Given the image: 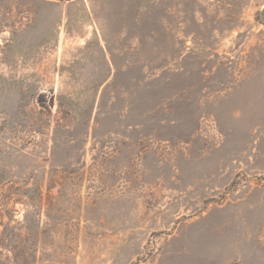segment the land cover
I'll return each mask as SVG.
<instances>
[{"label":"rangeland","instance_id":"obj_1","mask_svg":"<svg viewBox=\"0 0 264 264\" xmlns=\"http://www.w3.org/2000/svg\"><path fill=\"white\" fill-rule=\"evenodd\" d=\"M264 0H0V264H264Z\"/></svg>","mask_w":264,"mask_h":264},{"label":"trees","instance_id":"obj_2","mask_svg":"<svg viewBox=\"0 0 264 264\" xmlns=\"http://www.w3.org/2000/svg\"><path fill=\"white\" fill-rule=\"evenodd\" d=\"M56 1L64 2V1H70V0H56Z\"/></svg>","mask_w":264,"mask_h":264},{"label":"water","instance_id":"obj_3","mask_svg":"<svg viewBox=\"0 0 264 264\" xmlns=\"http://www.w3.org/2000/svg\"><path fill=\"white\" fill-rule=\"evenodd\" d=\"M261 15H262V17H264V10L262 11Z\"/></svg>","mask_w":264,"mask_h":264}]
</instances>
